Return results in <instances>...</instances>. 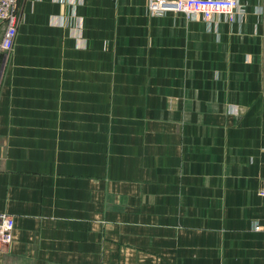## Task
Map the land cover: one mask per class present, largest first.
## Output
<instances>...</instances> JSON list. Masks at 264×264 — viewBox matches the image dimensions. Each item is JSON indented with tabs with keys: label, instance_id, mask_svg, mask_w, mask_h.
<instances>
[{
	"label": "crops",
	"instance_id": "0c3cea01",
	"mask_svg": "<svg viewBox=\"0 0 264 264\" xmlns=\"http://www.w3.org/2000/svg\"><path fill=\"white\" fill-rule=\"evenodd\" d=\"M242 1L208 24L147 0H18L0 264H264V0Z\"/></svg>",
	"mask_w": 264,
	"mask_h": 264
},
{
	"label": "built area",
	"instance_id": "2783aa9c",
	"mask_svg": "<svg viewBox=\"0 0 264 264\" xmlns=\"http://www.w3.org/2000/svg\"><path fill=\"white\" fill-rule=\"evenodd\" d=\"M147 9L154 15L169 11L184 14L187 18H198L208 24L220 21L234 23L246 13L242 0H147ZM18 0H0V26L4 32L0 45L10 50L18 33ZM264 197V177L258 191ZM15 220L11 215L0 214V244L7 248L13 238ZM256 225V229H261Z\"/></svg>",
	"mask_w": 264,
	"mask_h": 264
}]
</instances>
